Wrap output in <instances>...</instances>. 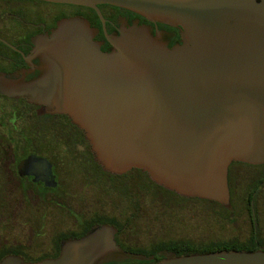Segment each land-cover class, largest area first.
I'll list each match as a JSON object with an SVG mask.
<instances>
[{
	"label": "water",
	"instance_id": "water-1",
	"mask_svg": "<svg viewBox=\"0 0 264 264\" xmlns=\"http://www.w3.org/2000/svg\"><path fill=\"white\" fill-rule=\"evenodd\" d=\"M93 9L98 29L82 16L60 20L35 51L42 75L25 85L2 77L1 91L65 114L85 133L104 171L146 173L184 198L233 210L228 181L233 162L264 165V0H38ZM139 19L109 34L99 6ZM179 31L181 41L159 29ZM118 229L94 226L62 242L56 258L26 262L9 255L0 264H108L152 261L124 250ZM151 264H264V248L176 255Z\"/></svg>",
	"mask_w": 264,
	"mask_h": 264
},
{
	"label": "flooded vegetation",
	"instance_id": "flooded-vegetation-1",
	"mask_svg": "<svg viewBox=\"0 0 264 264\" xmlns=\"http://www.w3.org/2000/svg\"><path fill=\"white\" fill-rule=\"evenodd\" d=\"M77 7L0 0V244L22 246L26 253L20 257L30 262L58 257L63 241L80 238L94 226H114L117 237L118 226L128 227L135 211L142 215L149 209L148 181L139 175L141 187L133 184L132 172L140 170L123 175L104 171L85 133L67 115L48 113L44 105L1 91L2 77L17 75L21 86L42 75L44 60L35 51L40 39L49 36L64 18L84 17L99 30L94 39L101 49L111 48L98 14L97 19L91 11ZM100 11L109 34L118 32L122 23L132 25L137 19L140 24H151L127 11ZM158 26L174 34L170 47L181 41L178 30ZM245 168L241 162L231 164L230 189ZM16 232L24 233V238L14 237L11 242L1 237ZM115 239L119 245L126 240L125 236ZM39 249L42 251L36 253Z\"/></svg>",
	"mask_w": 264,
	"mask_h": 264
},
{
	"label": "trees",
	"instance_id": "trees-1",
	"mask_svg": "<svg viewBox=\"0 0 264 264\" xmlns=\"http://www.w3.org/2000/svg\"><path fill=\"white\" fill-rule=\"evenodd\" d=\"M78 9L89 10L98 19L96 12L92 9L85 7H77ZM100 9L105 8H115L119 11L125 12L126 10L116 8L110 5H100ZM128 12V11H127ZM125 12V13H127ZM130 13V12H129ZM132 14V13H131ZM135 15V14H132ZM137 16V15H135ZM144 22H147L142 18ZM163 28L170 29L167 26L160 25ZM246 168L253 170L252 175H250L248 182L244 181V174L236 179L231 184V205L233 210L224 208L222 205L207 200H200L198 198H184L173 192L165 190L164 188L153 183L147 174H143L140 171H133L132 175L136 173L144 177L148 181V191H149V207L155 210L157 213L168 212V210L173 211L174 209H179L181 211L188 210L190 212L196 211H206L207 213H214L216 216L223 218L227 221L235 222V217L238 215V211L241 208V203H243L245 210L249 214L251 223V240L246 243L241 242H231L228 244H210L202 247H197L189 242L185 241H171V242H158L152 243L149 249L139 248L138 242V230L135 228V224L138 220L139 215L136 211L133 217H131V223L128 227L118 226L119 234L116 238L119 239L120 236H125L126 240L120 243V246L131 253L143 255L146 257H154L152 261H138V260H126L123 262H113L108 264H151L159 262L164 258L163 252H173L176 255H188L193 253L207 254L218 251H247L254 252L259 249L264 248V240L262 239V219L261 216L264 212V165L253 166L246 164ZM248 175V174H247ZM244 177V178H243ZM141 182V180H140ZM246 182V183H245ZM139 185V184H138ZM140 186V185H139ZM141 187V186H140ZM141 190V189H140ZM159 190L160 192H157ZM242 192H244L242 194ZM41 194L40 192H38ZM142 193V191H141ZM143 194V193H142ZM1 197V191H0ZM242 199V201L240 200ZM3 199L0 198V223L2 221V202ZM137 207H135L136 209ZM21 250V251H20ZM26 250L21 246L20 249H16L13 246H2L0 244V261L9 255H19L24 256ZM42 260V259H41ZM28 261V259H26ZM40 261V260H38ZM30 262V261H28ZM37 262V261H34Z\"/></svg>",
	"mask_w": 264,
	"mask_h": 264
},
{
	"label": "rangeland",
	"instance_id": "rangeland-1",
	"mask_svg": "<svg viewBox=\"0 0 264 264\" xmlns=\"http://www.w3.org/2000/svg\"><path fill=\"white\" fill-rule=\"evenodd\" d=\"M244 173V181L248 182L253 170L245 168ZM132 177L134 186L139 184V175L136 173ZM157 192L160 191L157 190ZM240 200L242 201V199ZM240 206L238 215L234 218V223L206 211L190 212L187 209L184 211L174 209L173 211L168 210L167 213H157L149 207L147 213L139 216L135 224V228L138 230L137 239L139 248L149 249L153 242L171 241H185L197 247L210 244H228L236 241L246 243L252 238L251 223L249 214L245 210L243 203ZM261 219V237L264 240V212ZM1 237L2 239L7 238L12 242L14 237L23 239L24 233H17L15 235L11 233L3 234ZM40 251L42 250L39 249L36 253Z\"/></svg>",
	"mask_w": 264,
	"mask_h": 264
}]
</instances>
